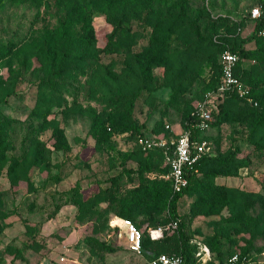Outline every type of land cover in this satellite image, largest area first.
I'll return each instance as SVG.
<instances>
[{"label": "rangeland", "instance_id": "374dc122", "mask_svg": "<svg viewBox=\"0 0 264 264\" xmlns=\"http://www.w3.org/2000/svg\"><path fill=\"white\" fill-rule=\"evenodd\" d=\"M107 1L0 0V264H148L113 224L125 217L165 228L156 251L264 264V38L245 45L250 94L217 96L222 53L253 35L264 0H113L127 31L113 36ZM220 103L212 158L174 216L169 154L129 121L177 139Z\"/></svg>", "mask_w": 264, "mask_h": 264}, {"label": "built area", "instance_id": "2783aa9c", "mask_svg": "<svg viewBox=\"0 0 264 264\" xmlns=\"http://www.w3.org/2000/svg\"><path fill=\"white\" fill-rule=\"evenodd\" d=\"M253 19L261 21L259 35L264 36V8L260 5L254 6L251 10ZM240 55L226 49L222 53L221 67L222 80L217 89V96L225 98L230 95L247 96L250 94V88L236 74ZM194 118L189 122L188 128L183 131L177 139H164L156 136H139V143L144 150L163 148L169 154L168 179L172 182L173 192L183 191L190 183L188 171L199 162L206 154L212 151L211 142L203 137L194 136V131L205 132L211 128L214 121L213 111L201 106L200 110L192 113ZM167 130H172L170 125ZM114 226L120 229L121 235L125 237L127 248L136 254L143 255V240L145 234H148L153 241L161 240L165 237V228L162 226L140 228L130 218H118L113 221ZM212 255L208 247L201 248L196 252L194 261H187L183 255L159 253L148 259V264H259L252 261L249 256L241 257L234 255L224 262L212 263Z\"/></svg>", "mask_w": 264, "mask_h": 264}, {"label": "trees", "instance_id": "16d2710c", "mask_svg": "<svg viewBox=\"0 0 264 264\" xmlns=\"http://www.w3.org/2000/svg\"><path fill=\"white\" fill-rule=\"evenodd\" d=\"M183 4H182V11H185L186 10V7L188 5V0H182ZM113 0H108L106 2V10H107V15L109 16L110 20H111V23L113 24V31L111 33V35H117V34H122V33H126V29L122 26V22L124 20V18H122L120 16L117 17V15L115 13H113ZM260 6H262L264 8V3H262ZM254 22H255V28H254V33L251 37H248V38H244L242 39L241 43H240V46L238 49H231L235 52H237L240 57H241V60L240 62L238 63V66H237V69H236V74L246 83L250 86L249 84V70L250 69H247L246 66L244 65V60L245 59H253V60H257L258 59V49L257 48H254V49H249L247 47H245V45L253 40H256V39H261V38H264V36L262 35H259V29L261 28V25H262V22L261 21H258V20H255L253 19ZM89 32L88 34L92 31V29H88ZM111 36V37H112ZM88 37V35H87ZM91 34L89 35L88 37V41H91ZM259 80V78H258ZM251 88V87H250ZM252 91V89H251ZM239 96L238 95H230V96H227L225 98L227 99H232V98H238ZM220 106V109L219 111L217 112V114L214 116V121L211 123V127L214 126V125H218L220 123H223L225 120H226V117H227V113H226V109H225V105L224 103H220L219 104ZM194 118V115L192 113H189L186 118H185V124H184V128H188L189 126V122H191V120ZM264 125V118H260L258 121H257V126L258 127H261ZM142 127L143 125H138L134 120L130 119L129 121V128L132 130V134H135V136H140V135H143V131H142ZM206 131L205 132H199V131H194V136H200V137H203V138H206ZM0 140H1V137H0ZM154 152V151H160V152H164L165 149L163 148H156V149H152V150H149V152ZM234 155V151H230V153L225 157L226 160H230L232 158V156ZM210 158H212L211 156V153L210 154H206L204 155L197 164H195L189 171H188V175H189V185L181 192H178V193H174L173 192V187H172V182L169 180V183H170V187H171V190L172 192L174 193V198L171 202V213L174 215V216H177V203H178V200L180 199V197H182V195H184L185 193H187L193 186H194V183L196 181V178L198 176V173L200 172V169L202 167V165L208 161ZM140 169H143V164L140 163ZM148 167V166H147ZM139 169V170H140ZM131 216V215H129ZM126 218V217H125ZM157 227V226H155ZM165 238V237H164ZM163 239L161 240H158V241H153L150 239L149 235L148 234H145L144 236V240H143V248H144V254H147V251H150L151 254L148 255V258H151L153 255H157L159 253H168V254H180V255H183L184 258L187 260V261H194V257H195V254L192 253L191 249L188 247L187 243L185 242L183 245H182V248H181V251L180 252H167V251H156L154 250L152 247L154 245H156L157 243H160L162 242ZM250 254H252L251 252L249 251H245L243 253H240V256L241 257H244V256H250ZM224 255L223 256H220L219 258L221 260H223L224 262Z\"/></svg>", "mask_w": 264, "mask_h": 264}]
</instances>
